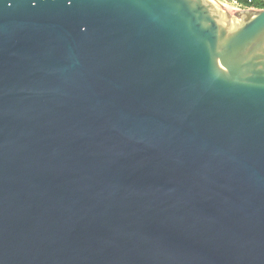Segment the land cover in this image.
<instances>
[{"label": "water", "instance_id": "95a60500", "mask_svg": "<svg viewBox=\"0 0 264 264\" xmlns=\"http://www.w3.org/2000/svg\"><path fill=\"white\" fill-rule=\"evenodd\" d=\"M0 264H264V9L0 0Z\"/></svg>", "mask_w": 264, "mask_h": 264}, {"label": "built area", "instance_id": "2783aa9c", "mask_svg": "<svg viewBox=\"0 0 264 264\" xmlns=\"http://www.w3.org/2000/svg\"><path fill=\"white\" fill-rule=\"evenodd\" d=\"M230 2H232L238 6H241L245 9H257V8H250L246 5V3L251 4L253 2V0H231ZM261 2H262V4H264V0H261Z\"/></svg>", "mask_w": 264, "mask_h": 264}, {"label": "trees", "instance_id": "16d2710c", "mask_svg": "<svg viewBox=\"0 0 264 264\" xmlns=\"http://www.w3.org/2000/svg\"><path fill=\"white\" fill-rule=\"evenodd\" d=\"M246 5L250 8L264 9V4H262L261 0H253L251 4L246 3Z\"/></svg>", "mask_w": 264, "mask_h": 264}, {"label": "rangeland", "instance_id": "374dc122", "mask_svg": "<svg viewBox=\"0 0 264 264\" xmlns=\"http://www.w3.org/2000/svg\"><path fill=\"white\" fill-rule=\"evenodd\" d=\"M230 1V0H229Z\"/></svg>", "mask_w": 264, "mask_h": 264}]
</instances>
